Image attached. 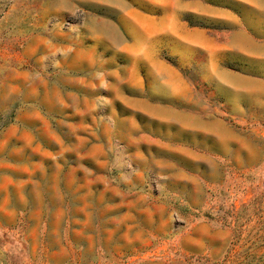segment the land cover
<instances>
[{
    "label": "rangeland",
    "instance_id": "rangeland-1",
    "mask_svg": "<svg viewBox=\"0 0 264 264\" xmlns=\"http://www.w3.org/2000/svg\"><path fill=\"white\" fill-rule=\"evenodd\" d=\"M154 260L264 264V0H0V264Z\"/></svg>",
    "mask_w": 264,
    "mask_h": 264
},
{
    "label": "crops",
    "instance_id": "crops-1",
    "mask_svg": "<svg viewBox=\"0 0 264 264\" xmlns=\"http://www.w3.org/2000/svg\"><path fill=\"white\" fill-rule=\"evenodd\" d=\"M167 31L166 30H158L157 34H166ZM170 33V32H169ZM206 45H204L205 47ZM90 50L92 52H94V54L96 53V46H92L90 47ZM177 75L178 76H181L180 72L177 71ZM188 90L190 91V88H188ZM178 94H181L179 91H178ZM217 231L213 225H210L208 223H204V222H201V223H197V224H194L193 227L188 230L185 234H204L205 236L206 235H210V234H217ZM222 232L224 234H227V230H222ZM194 236V235H193ZM149 264H175L174 262H171V261H148ZM181 263V262H180ZM145 264H147V262H145Z\"/></svg>",
    "mask_w": 264,
    "mask_h": 264
}]
</instances>
